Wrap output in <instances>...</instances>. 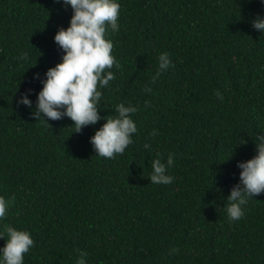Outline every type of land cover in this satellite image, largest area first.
I'll use <instances>...</instances> for the list:
<instances>
[{
	"label": "trees",
	"instance_id": "1",
	"mask_svg": "<svg viewBox=\"0 0 264 264\" xmlns=\"http://www.w3.org/2000/svg\"><path fill=\"white\" fill-rule=\"evenodd\" d=\"M116 2L119 30L106 39L119 67L97 107L106 117L118 103L135 106L137 132L108 159L91 144L104 119L75 133L67 116L32 115L47 70L62 62L54 37L71 6L0 0V249L11 225L34 241L23 264H77L81 251L85 264H264V193L239 221L226 213L237 164L264 136V33L252 25L264 3ZM162 53L171 66L152 82ZM22 94L31 107L17 103ZM158 154L165 164L173 156L170 184L149 180Z\"/></svg>",
	"mask_w": 264,
	"mask_h": 264
},
{
	"label": "clouds",
	"instance_id": "2",
	"mask_svg": "<svg viewBox=\"0 0 264 264\" xmlns=\"http://www.w3.org/2000/svg\"><path fill=\"white\" fill-rule=\"evenodd\" d=\"M261 2L264 3V0ZM63 4L70 5L73 10L69 27H61L54 37L64 55L62 62L49 68L45 74L46 79L41 81L43 88L37 95L36 109L32 115L37 121L45 117L47 120L56 121L67 116L74 122L75 133H80L82 128L96 125L104 119L106 122L91 137V144L99 157L112 159L116 154L124 153L133 143L132 135L137 132L132 119V114L138 110L135 106L118 103L115 115L106 117L99 115L100 108L97 107L102 97V92L98 89L106 88L115 79L111 69L114 65L119 67L112 55L113 43L106 39V32L119 30L120 4L116 0H63ZM252 25L264 33V18L257 16ZM19 58L26 60L27 53ZM170 66L168 54L162 53L152 82ZM34 78H39V74H35ZM144 91L151 93L152 89L146 86ZM216 95L223 100L219 92ZM17 103L28 107L32 104L28 94H22ZM145 104L150 106L148 101ZM150 135H156L155 130ZM256 140L260 141L256 144V155L237 164L241 169L239 183L232 187L227 197L226 213L229 221H239L244 216L243 206L248 200L264 193V136H256ZM144 147L150 149L151 145L145 144ZM172 164L171 154L166 164L162 163L158 154L151 162L150 182L156 185L170 184L173 177L165 173ZM7 207L5 198L0 197V218L5 217ZM4 232L7 239L5 246L0 249L2 264H23L24 254L34 245L30 233L11 225H6ZM0 238L4 236L0 235ZM86 255V252L81 251L77 264H85Z\"/></svg>",
	"mask_w": 264,
	"mask_h": 264
}]
</instances>
